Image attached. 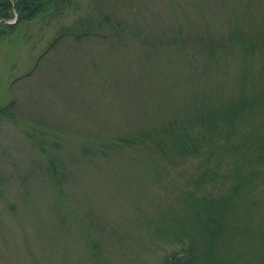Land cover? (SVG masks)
<instances>
[{
	"label": "rangeland",
	"instance_id": "374dc122",
	"mask_svg": "<svg viewBox=\"0 0 264 264\" xmlns=\"http://www.w3.org/2000/svg\"><path fill=\"white\" fill-rule=\"evenodd\" d=\"M76 6L50 23L24 24L0 45V105L15 102L14 116L0 117V264H162L190 244L202 252L189 196L221 197L254 171L225 216L218 259L264 264V163L252 149L240 152L249 129L264 132L258 116L234 127L218 120L194 151L160 152L150 138L119 142L155 130L163 137L171 120L191 127L192 115L257 95L264 50L248 56L224 41L234 30L253 38L264 0ZM82 18L100 34L51 46ZM195 125L198 137L205 126Z\"/></svg>",
	"mask_w": 264,
	"mask_h": 264
},
{
	"label": "trees",
	"instance_id": "16d2710c",
	"mask_svg": "<svg viewBox=\"0 0 264 264\" xmlns=\"http://www.w3.org/2000/svg\"><path fill=\"white\" fill-rule=\"evenodd\" d=\"M78 0H0V45L4 39L11 37L18 38L21 33L22 26L32 20H45L50 23L54 19L61 18L65 12L77 5ZM77 8V6H76ZM17 14V20L15 22H7L12 20ZM76 25L64 26L51 46H53L57 38L67 35H73L77 37L86 36L93 32L100 34L97 23L92 19L82 18ZM99 22V21H98ZM100 23V22H99ZM15 34V35H14ZM248 35L243 31L234 30L230 33L229 37L224 41L225 45L230 46L237 45L241 47V51L245 55H255L256 52L264 50V23L259 31H257L253 38L249 40ZM250 36V35H249ZM222 42V41H219ZM264 52V51H263ZM239 98V97H238ZM15 102L10 101L8 104L0 105V117L5 116L11 119L13 115V109ZM191 127L183 126L178 120L169 121L164 127L163 137L159 136L156 131H151L145 134L129 135L119 139L122 145H131L138 141H145V139H152L155 145L159 148L160 152H164L166 148L181 152L194 151L199 148L200 141L204 138V133L215 134L218 132V124L220 120L226 126H233L238 118H241L244 123L250 119L251 116H258L259 129H264V83L257 92V95L251 99L244 98L240 95V99H236L231 103L219 107L215 110H209L203 115H192ZM257 118V117H256ZM195 123L199 126H205L204 132H200L199 136H191L190 128L195 127ZM256 124H252L250 128H254ZM182 125V126H181ZM183 128V129H182ZM264 132L252 133V129L246 134L242 142V150H253L250 155L253 156L255 163H264ZM169 137L170 145L165 146V140ZM233 150H236L233 147ZM235 152V151H234ZM239 152V151H237ZM238 158L244 160L243 156L239 153ZM252 159V158H248ZM239 170V167L237 168ZM56 171V169H54ZM242 173V172H241ZM204 172L201 173L196 183L198 184L205 179ZM248 174V173H247ZM260 172L254 171L247 176L242 173L236 177V181L232 185L230 192L225 193L221 197H200L189 196L190 199L196 200L192 202V205L196 208L195 220L203 235V241L201 246L204 248L202 252L199 251L195 244H190L188 248L182 251H173L166 254L162 264H223L225 260L218 259L220 251H218L219 241L226 236L227 222L225 216L230 210V205L236 195L241 191L243 187L258 177ZM56 177V175H55ZM58 181V178H56ZM260 235V234H259ZM260 240L264 245V233L260 235ZM226 264V263H224Z\"/></svg>",
	"mask_w": 264,
	"mask_h": 264
},
{
	"label": "water",
	"instance_id": "95a60500",
	"mask_svg": "<svg viewBox=\"0 0 264 264\" xmlns=\"http://www.w3.org/2000/svg\"><path fill=\"white\" fill-rule=\"evenodd\" d=\"M11 22H13V21H11Z\"/></svg>",
	"mask_w": 264,
	"mask_h": 264
}]
</instances>
